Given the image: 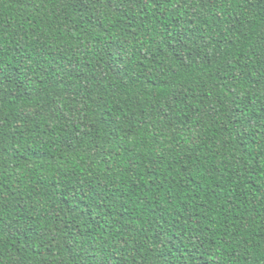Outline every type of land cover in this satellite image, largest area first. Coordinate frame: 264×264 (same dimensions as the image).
Returning a JSON list of instances; mask_svg holds the SVG:
<instances>
[{
  "label": "trees",
  "instance_id": "trees-1",
  "mask_svg": "<svg viewBox=\"0 0 264 264\" xmlns=\"http://www.w3.org/2000/svg\"><path fill=\"white\" fill-rule=\"evenodd\" d=\"M0 264H264V0H0Z\"/></svg>",
  "mask_w": 264,
  "mask_h": 264
}]
</instances>
